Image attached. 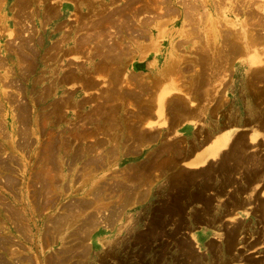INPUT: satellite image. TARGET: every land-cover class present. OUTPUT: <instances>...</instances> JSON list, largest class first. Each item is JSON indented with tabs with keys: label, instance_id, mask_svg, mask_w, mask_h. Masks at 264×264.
Wrapping results in <instances>:
<instances>
[{
	"label": "rangeland",
	"instance_id": "rangeland-1",
	"mask_svg": "<svg viewBox=\"0 0 264 264\" xmlns=\"http://www.w3.org/2000/svg\"><path fill=\"white\" fill-rule=\"evenodd\" d=\"M261 3L0 0V264H264Z\"/></svg>",
	"mask_w": 264,
	"mask_h": 264
},
{
	"label": "crops",
	"instance_id": "crops-1",
	"mask_svg": "<svg viewBox=\"0 0 264 264\" xmlns=\"http://www.w3.org/2000/svg\"><path fill=\"white\" fill-rule=\"evenodd\" d=\"M217 126V125H216ZM215 126V127H216ZM234 126H238V125H232V127ZM198 127V122L196 121H193L191 118H185V119H182L177 127H176V130L178 133H180L181 135L187 137V138H190L191 134L194 132L195 128ZM231 126L229 127H223V128H220V129H217L211 133V136L208 137L205 141H203L202 143H200L198 146H195L189 153H186L181 160H180V163L184 166V167H188V168H197L199 167L200 163L197 162V159H198V155L202 153H205L204 151L208 150L209 148L212 147V145L214 144V142H216L217 140H220V139H223V136H224V129H228L230 128ZM237 131V129L235 130ZM252 136L253 135V132L251 129L247 130L246 132V136L248 138V136ZM257 138H259L260 136L256 135ZM215 139V140H213ZM213 140V142H212ZM222 150L224 149V147L221 148ZM213 159L215 157H207L206 158V161L207 160H210V159ZM198 163V164H197ZM204 164V163H203ZM203 164H201L200 166H202ZM261 190V189H260ZM258 191V198H264V194L260 193L261 191ZM240 201H241V204H240V208H237L235 213L236 214V217H242V219L245 218V215L244 214H262V212L260 210H256L255 207H251L249 208V200L245 199L244 198V195L243 193H241V196H240Z\"/></svg>",
	"mask_w": 264,
	"mask_h": 264
},
{
	"label": "bare ground",
	"instance_id": "bare-ground-1",
	"mask_svg": "<svg viewBox=\"0 0 264 264\" xmlns=\"http://www.w3.org/2000/svg\"><path fill=\"white\" fill-rule=\"evenodd\" d=\"M262 3V6L264 5V0H260ZM160 4V3H159ZM183 4H185V3H183ZM188 4V3H187ZM244 5V4H243ZM184 6V5H183ZM186 6V5H185ZM192 6V5H191ZM195 6V5H194ZM193 6V7H194ZM191 8V7H190ZM186 9H187V7H186ZM254 9V8H253ZM235 10V9H234ZM186 14H187V12H186ZM263 16V15H262ZM256 17V16H255ZM120 19V18H119ZM263 20V19H262ZM122 22V21H121ZM129 22V21H128ZM264 24V23H263ZM139 27V26H138ZM236 28V27H235ZM220 29V28H219ZM227 30V29H226ZM228 30H230V29H228ZM236 30V29H235ZM143 32V31H142ZM141 32V33H142ZM259 35V34H258ZM243 36H244V33H243ZM251 37V36H250ZM252 38H253V35H252ZM221 40V39H220ZM248 41V40H247ZM256 41V40H255ZM251 42V41H250ZM256 45V44H255ZM257 49V48H256ZM257 52H258V50H257ZM200 54V53H199ZM199 56V55H198ZM195 57V56H194ZM248 57H249V63H250V65H252L253 66V64H254V66L255 65H258V64H260V63H262V61H261V58H259V57H257L255 54H251L250 56L248 55ZM195 59V58H194ZM253 62V63H252ZM218 65V64H217ZM171 68V67H170ZM213 70V69H212ZM208 72V71H207ZM215 77V76H214ZM217 77V76H216ZM184 85V84H183ZM176 86V85H175ZM178 87V86H177ZM165 89V88H164ZM173 90H175V91H179L180 89H178V88H176V87H174V86H172V87H170L169 88V86H168V88H166L165 90H163L159 95H158V100L160 99V101H161V99L163 98V99H165V97L164 96H166V95H169V93L171 92V91H173ZM174 92V91H173ZM182 92V91H181ZM177 93H179V92H177ZM186 95V94H185ZM168 97V96H167ZM166 97V98H167ZM182 97H184V96H182ZM186 98V97H185ZM163 99H162V101H163ZM151 100V99H150ZM189 100V99H188ZM191 100V99H190ZM159 101V103L161 104V102ZM160 106V105H159ZM161 107H162V105H161ZM160 107V108H161ZM159 108V109H160ZM232 127V126H231ZM234 127H236V126H234ZM235 129L236 128H233V131L232 132H230V133H228V134H226V135H224L223 136V139H220V140H217L216 142H214V144L212 145V147L211 148H209L208 150H206V151H204L205 153H202L201 152V154H199L198 155V159H197V162H199L200 163V165L201 164H203V163H205L206 162V158L208 157H216L220 152H221V148L222 147H226L227 146V144H228V142L230 141V139L232 138V135L234 134V131H235ZM225 130V129H224ZM212 131V130H211ZM202 136V135H201ZM213 140H215V139H213ZM213 140H212V142H213ZM212 159V158H211ZM10 161V160H9ZM181 161H183V160H181ZM181 164V163H180ZM198 164V163H197ZM199 165V166H200ZM97 194V193H96ZM129 194V193H128ZM98 195V194H97ZM80 213V212H79ZM98 215V214H97ZM99 219V218H98Z\"/></svg>",
	"mask_w": 264,
	"mask_h": 264
},
{
	"label": "water",
	"instance_id": "water-1",
	"mask_svg": "<svg viewBox=\"0 0 264 264\" xmlns=\"http://www.w3.org/2000/svg\"><path fill=\"white\" fill-rule=\"evenodd\" d=\"M238 123H240V124H238ZM236 125H238L240 128H242V127L245 126V124H242V121H241V122H238V121H237V124H236Z\"/></svg>",
	"mask_w": 264,
	"mask_h": 264
}]
</instances>
